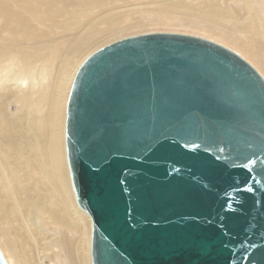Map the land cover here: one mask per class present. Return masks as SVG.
<instances>
[{
    "label": "water",
    "instance_id": "obj_1",
    "mask_svg": "<svg viewBox=\"0 0 264 264\" xmlns=\"http://www.w3.org/2000/svg\"><path fill=\"white\" fill-rule=\"evenodd\" d=\"M66 153L93 264H264V77L232 49L158 32L96 50Z\"/></svg>",
    "mask_w": 264,
    "mask_h": 264
},
{
    "label": "bare ground",
    "instance_id": "obj_2",
    "mask_svg": "<svg viewBox=\"0 0 264 264\" xmlns=\"http://www.w3.org/2000/svg\"><path fill=\"white\" fill-rule=\"evenodd\" d=\"M66 1L70 0H60V8L52 10L50 6L39 9L35 4L27 2L25 5L38 24L58 18L63 27L73 32L77 42L74 55L59 64V70L52 58L38 64L34 49L24 50L11 39L0 36V249L7 260V256L10 258L8 264H47V261L49 264H93L92 219L77 202L67 161L68 99L80 66L96 48L109 38L151 26L140 22L139 12L131 4L117 6L115 0H76L81 9L69 11ZM238 2L242 4L238 9L231 5L228 11L221 5L216 7L215 0H156L154 7L194 12L203 19L227 20L241 29L249 28L264 42V0ZM104 3L113 5L112 9L106 11ZM243 8L246 15L242 16L238 10ZM65 10L69 11L67 19H64ZM46 15L48 19L44 18ZM89 15L94 18L87 24ZM117 16L122 27L97 29L104 21L108 24L107 17ZM20 24L14 26L17 33ZM209 32L214 39L224 38L222 34ZM45 44L62 51L69 46V39L65 35L55 36V39L47 37ZM250 55L252 61L264 69L256 53ZM6 62L9 63L3 65ZM46 77L48 82H45ZM31 172L37 175L33 183H30ZM53 216L64 225L60 226L64 229L62 236L50 226L55 224ZM15 220L21 222L28 234L26 238L35 246V263L25 249V234L15 228ZM66 229L75 239L63 240L71 237L66 236L69 233Z\"/></svg>",
    "mask_w": 264,
    "mask_h": 264
},
{
    "label": "rangeland",
    "instance_id": "obj_3",
    "mask_svg": "<svg viewBox=\"0 0 264 264\" xmlns=\"http://www.w3.org/2000/svg\"><path fill=\"white\" fill-rule=\"evenodd\" d=\"M49 1V2H48ZM60 1V0H59ZM57 0H47V4L44 3V0H0V10L2 12L0 14V36H3L4 39H11L12 43L16 44V46L23 47L24 50H32L34 49V57L35 61L38 64H41L43 59L52 58L51 61L54 65L57 66V70H59L62 62H64L68 57H72L74 55V50L76 47V40L72 36L73 32L69 31L66 27H63V23L57 18L44 21L42 24H38V21L34 20L30 14L27 12L28 6H25L28 3L38 7H49L50 10L52 9H59L61 4ZM117 6H126L127 4L134 5L136 11L139 12L140 15V22L144 24L151 25L149 27L140 28V30H133L129 31V33L121 34L120 36L117 35L116 37L109 38L106 40L102 45L95 49L98 50L101 47L113 43L115 41L136 35H142L147 33H158V32H167V33H182V34H189L195 35L202 38H209L217 41H222V44L226 45L228 48L232 49L233 51H237L240 55L243 56L250 64H252L264 77V69L260 68L252 61L250 58V54L258 56L261 62L264 64V42L260 41V37H258L254 32L248 30L249 28H240L234 26L233 22L223 20L217 17H211L203 19L198 15H195L194 12L185 13L184 11L175 10V9H165L164 6L162 8H155L154 3L156 0H115ZM216 7L221 5L225 10H229L230 6L233 5L235 8H239V5H242L238 2V0H215ZM250 1V0H246ZM67 2V1H66ZM238 2V3H237ZM65 3V2H64ZM72 3V4H71ZM41 4L45 6H41ZM52 4V5H51ZM66 5V10L71 9H81V7L76 3V0H70ZM113 5L109 3H104V9L106 11L111 10ZM66 12V16L64 19L68 18V12ZM166 10V11H164ZM240 14L246 15V8L242 11H239ZM216 13V12H214ZM44 18L48 19L49 16L46 15ZM94 16L89 15L86 23L92 22ZM109 18L108 24L106 21L98 24L100 26L97 29H101L102 26H107L110 30L114 29L115 26L122 27L123 24L120 23L119 17H107ZM21 22L20 30L17 33V30L14 29L16 23ZM93 25V24H92ZM209 31L216 32L218 34H222L224 38L217 39L212 37ZM134 32V33H133ZM106 34H110L105 32ZM203 33V35H200ZM205 34L209 35V37ZM65 35L69 39V46H66L64 50L59 51L53 45L45 44V40L47 37H52L55 39V36H62ZM126 35V36H125ZM222 36V37H223ZM87 40H84L86 42ZM260 41V42H259ZM225 42V43H224ZM218 43V42H217ZM219 43V44H220ZM236 52V53H237ZM9 62L4 63L3 65H7ZM45 82H48V77H46ZM13 109V108H12ZM29 174V172H26ZM32 173V180L30 183L35 182L37 175L36 172ZM30 175V174H29ZM27 175V176H29ZM26 186V185H25ZM27 188V186H26ZM57 198V197H56ZM56 198L54 200H56ZM53 200V201H54ZM87 213V212H86ZM88 214V213H87ZM88 216H90L88 214ZM55 224L50 226L55 229L59 236L63 235V228L60 226L63 223L55 216ZM91 218V217H90ZM64 226V225H63ZM15 228L17 232H23L24 236V244L25 249L28 252L29 256L32 259V262H36V252L34 244L26 238L28 234L25 232L23 225L20 221L15 220ZM69 231L68 229H66ZM65 230V231H66ZM71 235L69 238H63V240L67 241L69 239H75L76 236H72V232L66 234ZM3 240V239H1ZM1 250V249H0ZM2 251V250H1ZM3 253V252H2ZM4 255V254H3ZM5 257V255H4ZM6 258V257H5ZM8 260L10 258L7 256ZM7 260V259H6ZM7 260V262H8ZM50 261H47L49 264Z\"/></svg>",
    "mask_w": 264,
    "mask_h": 264
}]
</instances>
